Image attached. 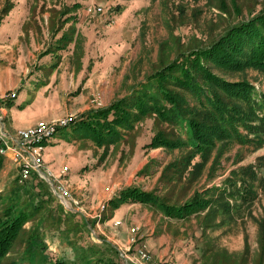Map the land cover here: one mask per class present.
<instances>
[{
  "label": "rangeland",
  "instance_id": "obj_1",
  "mask_svg": "<svg viewBox=\"0 0 264 264\" xmlns=\"http://www.w3.org/2000/svg\"><path fill=\"white\" fill-rule=\"evenodd\" d=\"M92 6L101 12L88 13ZM263 12L264 0H0V100L9 116L8 130L18 129L11 126V109L30 105L42 116L39 122L72 118L44 150L45 164L69 184V209L34 176L19 185V167L3 159L0 219L11 205L6 199L11 190H29L39 214L25 228L39 229L54 264H109L113 248L101 251L88 234L97 221L106 236L129 245V225L138 226L137 239L147 244L149 264H264L263 141L239 126L243 144L215 139L203 154L188 146L147 149L160 130L184 138L187 124L173 128L152 113L138 116L136 104L143 95L157 94L149 107L160 103L155 112L161 110L166 105L162 94L171 88L158 72L222 37L226 65L251 56L262 62L264 17L258 16ZM201 63L226 83L249 85L237 88L239 97L227 101L230 109L238 100L250 115L253 107L242 98L259 102L264 97V71L257 66L246 63L229 70L205 59L195 65ZM190 74L195 77L193 69ZM257 122L250 119L248 126ZM96 134H103L99 144ZM133 189L172 204L209 190L211 203L184 219L138 203L121 205L114 213L110 202ZM77 209L87 220L77 217ZM113 219L121 227H114ZM24 241L19 234L9 254L13 261L4 263L21 257ZM127 255L135 261L134 252ZM113 260L119 264L116 251Z\"/></svg>",
  "mask_w": 264,
  "mask_h": 264
},
{
  "label": "trees",
  "instance_id": "obj_2",
  "mask_svg": "<svg viewBox=\"0 0 264 264\" xmlns=\"http://www.w3.org/2000/svg\"><path fill=\"white\" fill-rule=\"evenodd\" d=\"M261 16L264 17V12L258 17ZM255 23H257L256 20H253V25ZM225 37L213 42L205 49H197L188 55H181L168 68L158 72V79L166 81L164 85L171 88L165 89L162 94L161 103L166 105L161 104V110L155 112L157 107L155 104L159 105L160 103L152 104V108L149 107L150 99L156 97L157 94H151V96L146 94L138 99L136 102V104L138 103L137 110L140 112L138 116H146L148 113H152L155 115L156 121L168 123L173 128H183V122L187 124L184 138L182 136L180 138L179 134H167L160 130L145 148L175 150L188 146L197 154H203L213 145L215 139H230L239 144L245 143L242 140L243 131H240L239 126H243L250 132L249 134H253L257 140L264 143V97L259 102L252 99L251 96L242 98L244 103L251 108L253 107L250 115L239 107L241 102L238 100L232 102L233 104L230 103V105H237L230 109L227 101H232L231 97H239L236 93L237 88L249 89V85L243 82L226 83L221 77L208 70L209 68L207 66L206 68L204 64L201 63V66L195 65V62L199 61V59L201 61L205 59L229 70H234L237 69L235 67H242L244 64L250 63L248 65L257 66L264 71V60L260 62V59L252 56L246 60L250 62L245 61L234 66L226 65V60L222 59L226 58V56H221L223 51L221 43ZM231 64L234 63L231 62ZM192 69L195 73L194 78H191L190 74ZM186 95L190 98H187ZM188 99H192L194 104H190ZM250 119H253V121L257 120L258 125L248 126L251 125ZM102 136L103 134H96L97 144H99V139ZM188 158L187 156V160L184 162L187 165L190 164V159ZM3 159L0 156V168L3 166ZM214 190L218 189L214 188ZM209 192V190H205L203 195L195 192L190 200L182 204H172L168 203L170 201L155 196L153 193L133 189L129 192V195H121L119 199L111 201L110 205L113 210H116L123 204H145L156 207L157 210L162 211L167 216L184 219L207 208L211 203V198L208 196ZM23 193L26 194V200L24 199L21 202ZM6 199L10 201L11 205L5 208L7 210H5L0 219V264H33L32 260L36 256V250H38L39 245H42L41 239L36 226L33 225L28 230L24 226L39 214V205L33 202V196H31L29 190L24 192L16 187L11 190ZM12 204H15V206H12ZM19 234L25 235V246L21 257L18 259L19 261L4 263V259L13 261V259L9 258V254ZM45 259L46 256L41 255L40 260Z\"/></svg>",
  "mask_w": 264,
  "mask_h": 264
},
{
  "label": "built area",
  "instance_id": "obj_3",
  "mask_svg": "<svg viewBox=\"0 0 264 264\" xmlns=\"http://www.w3.org/2000/svg\"><path fill=\"white\" fill-rule=\"evenodd\" d=\"M88 13H99L101 8L89 7ZM11 99L17 97L15 92L10 95ZM8 113L0 100V156L19 167L18 183L24 184L33 176L46 183L53 196L64 209H69L70 191L67 180L62 179L51 170L44 161V150L47 141L51 139L60 129L68 127L72 118H63L55 122H38L27 128H18L10 132L6 125ZM103 210V208H102ZM120 221H116L114 226H121ZM139 227L136 225L128 228L130 233V245L134 252L135 261L126 257L128 264H149L151 259L146 242L137 239ZM130 260V262H129ZM158 264H175L173 261H162Z\"/></svg>",
  "mask_w": 264,
  "mask_h": 264
},
{
  "label": "crops",
  "instance_id": "obj_4",
  "mask_svg": "<svg viewBox=\"0 0 264 264\" xmlns=\"http://www.w3.org/2000/svg\"><path fill=\"white\" fill-rule=\"evenodd\" d=\"M23 97H27V94H25ZM32 104H34V103H32ZM33 107L34 106L31 107V105H30V107L27 106L26 108L21 109V110L20 109H17V110L15 109L16 110L15 112H14V109H11V112L13 113L12 116H11L12 118L10 119V120H12L11 126L14 127V128H27V127H31V126L35 125L36 123H38L40 121L39 119H43L42 116H40V114ZM50 119L51 118H45L44 120L48 121ZM78 211H79V215L77 217L82 216V218L87 220L86 216H83V215H85L84 211L83 210L81 211L79 209L75 210V212H78ZM118 211L119 210L116 209V210H114V213H117ZM98 217H100V216H98ZM116 221H120V220L112 221L113 226H114V223ZM84 223L87 225V222L84 221ZM131 225H133V224H131ZM131 225H129V227ZM114 227H116V226H114ZM119 227H121V226H118L116 228H119ZM24 228H25V226H24ZM102 228L103 227H101L100 221H97V223H96L94 228H92V229L88 228V234H89L90 239L92 241L95 240L94 242L96 243V245H98L99 249H100V247L102 248L103 246L112 247L113 248L114 252L110 251L111 254L107 255V260L106 261H109L107 263H109V264L116 263L113 260V257H114L115 251H116L118 259H119V261H118L119 264H128V262L126 260V257H128V258H130V257L127 255V252H129L130 249L133 250V247L128 244V240H126L125 242H120L119 240H116L113 236H106L104 231H102L103 230ZM28 229L29 228H27L26 230H28ZM38 234L40 236V239H43L42 236H41L42 234L40 233L39 229H38ZM110 235H112V234H110ZM122 235H124V236L126 235L125 231H122ZM100 236L101 237L105 236V237H107V239L100 240ZM95 237H98L99 239H97ZM41 244L42 245H39L38 250H36V256L33 257V260H32L33 264H54L53 261L51 260V258L49 257V255L46 252L48 250V248L46 247V244L44 243V241ZM50 250H52V248H50ZM101 251H103V248H102ZM41 255H45L46 259L45 260H40L41 259Z\"/></svg>",
  "mask_w": 264,
  "mask_h": 264
},
{
  "label": "bare ground",
  "instance_id": "obj_5",
  "mask_svg": "<svg viewBox=\"0 0 264 264\" xmlns=\"http://www.w3.org/2000/svg\"><path fill=\"white\" fill-rule=\"evenodd\" d=\"M72 124V123H71ZM67 128V127H66ZM65 129V128H64Z\"/></svg>",
  "mask_w": 264,
  "mask_h": 264
}]
</instances>
